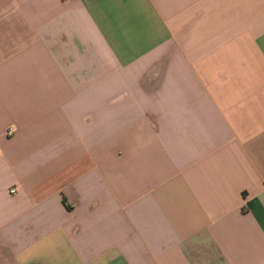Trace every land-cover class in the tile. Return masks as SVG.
<instances>
[{
  "label": "crops",
  "instance_id": "0c3cea01",
  "mask_svg": "<svg viewBox=\"0 0 264 264\" xmlns=\"http://www.w3.org/2000/svg\"><path fill=\"white\" fill-rule=\"evenodd\" d=\"M0 264H264V0H0Z\"/></svg>",
  "mask_w": 264,
  "mask_h": 264
},
{
  "label": "built area",
  "instance_id": "2783aa9c",
  "mask_svg": "<svg viewBox=\"0 0 264 264\" xmlns=\"http://www.w3.org/2000/svg\"><path fill=\"white\" fill-rule=\"evenodd\" d=\"M64 1H68V0H64ZM15 133V130L13 128H9L8 130V135H13Z\"/></svg>",
  "mask_w": 264,
  "mask_h": 264
}]
</instances>
